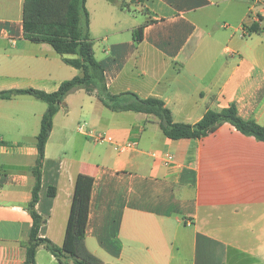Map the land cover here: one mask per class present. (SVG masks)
Listing matches in <instances>:
<instances>
[{
	"label": "crops",
	"instance_id": "0c3cea01",
	"mask_svg": "<svg viewBox=\"0 0 264 264\" xmlns=\"http://www.w3.org/2000/svg\"><path fill=\"white\" fill-rule=\"evenodd\" d=\"M105 1L145 26L140 41L138 28L125 39L128 30L105 26L102 59L94 44L113 95L161 99L186 124L234 104L243 119L264 126V0ZM23 7L24 0H0V80L9 81L0 90L55 92L79 72L53 66L48 44L24 38ZM254 24L261 33L250 32ZM66 104L45 150L40 238L62 246L75 182L86 174L95 179L86 246L105 264H264V236L253 231L264 219V142L230 124L174 141L155 117L114 112L83 90ZM47 107L30 97L0 100V264H24ZM75 115L113 141H92ZM129 143L135 147L123 151ZM36 264L60 263L42 246Z\"/></svg>",
	"mask_w": 264,
	"mask_h": 264
},
{
	"label": "trees",
	"instance_id": "16d2710c",
	"mask_svg": "<svg viewBox=\"0 0 264 264\" xmlns=\"http://www.w3.org/2000/svg\"><path fill=\"white\" fill-rule=\"evenodd\" d=\"M86 4L87 0H24V38L34 44L50 45L62 61L78 70L79 74L64 81L59 89L52 93L36 89L0 91V100L30 97L48 106L37 136L38 156L32 170L35 177L32 200L26 206L33 219V227L25 245L24 264H36V254L42 246L48 249L60 264H105L86 246V231L95 181L92 176L86 174L77 176L62 246H56L50 240L39 237L40 229L46 223L36 210L46 145L52 133L55 116L62 108L68 110L66 99L70 94L83 90L88 94H96L104 106L114 112L132 111L153 116L159 121L164 135L174 141L199 140L215 133L222 125L230 124L243 135L264 142V126L254 120L243 119L234 104L221 111L209 110L198 123L186 124L176 123L171 110L161 99H143L132 92L113 95L107 87L105 70L95 56L94 42L90 36V14ZM144 28L145 26H141L134 31L136 41L142 40ZM261 31L257 24L250 28L251 33ZM49 196H55L53 187L49 188Z\"/></svg>",
	"mask_w": 264,
	"mask_h": 264
},
{
	"label": "rangeland",
	"instance_id": "374dc122",
	"mask_svg": "<svg viewBox=\"0 0 264 264\" xmlns=\"http://www.w3.org/2000/svg\"><path fill=\"white\" fill-rule=\"evenodd\" d=\"M87 10L90 14V20L92 22V30L90 31V36L94 42V44L96 45V54H97V58L102 59L104 58V44H103V39L105 37L104 34V29L105 26L107 27H111V26H115V28L121 29V30H128L127 33H125V35L127 34V37L125 39L128 38H132L133 34L132 29H137L140 26V22L137 19V15L134 12L132 13H127V12H123L120 9H118L117 7L110 5L108 2H106L105 0H87V4H86ZM128 34H130V36H128ZM48 50L50 52H52L53 57L50 56L49 58V62L51 64H54L53 66H65L62 58L53 50V48L50 45H46ZM3 85H7L6 87H8L9 85V81L7 79L0 80V87H2ZM5 90H12V89H5ZM0 91H4V90H0ZM80 115H75L74 118V122L75 124L78 125L79 124H84L86 123L83 120H79ZM253 231L256 233L261 234L262 236H264V219H262L259 222H255L254 226H253Z\"/></svg>",
	"mask_w": 264,
	"mask_h": 264
},
{
	"label": "built area",
	"instance_id": "2783aa9c",
	"mask_svg": "<svg viewBox=\"0 0 264 264\" xmlns=\"http://www.w3.org/2000/svg\"><path fill=\"white\" fill-rule=\"evenodd\" d=\"M261 18H264V11L262 13ZM78 130L87 135L89 138L92 139L95 143H103V142H112L113 138L111 136H108L104 133L97 132L91 128H89L86 124H81L78 128ZM135 147V144H127L123 146L121 149L124 150H129ZM173 161V157L171 155L166 156V163H171Z\"/></svg>",
	"mask_w": 264,
	"mask_h": 264
}]
</instances>
